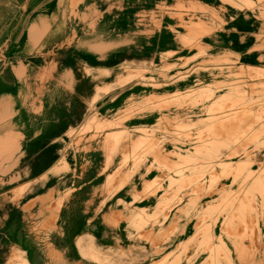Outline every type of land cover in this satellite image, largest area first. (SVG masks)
<instances>
[{"label": "rangeland", "instance_id": "obj_1", "mask_svg": "<svg viewBox=\"0 0 264 264\" xmlns=\"http://www.w3.org/2000/svg\"><path fill=\"white\" fill-rule=\"evenodd\" d=\"M54 1L0 0V164L5 162L3 152L6 146L17 145L22 139L26 140L23 146L30 145L32 149L30 158L22 161L19 167L23 163H30L31 157H37V147L45 138L37 137L35 141L29 139L36 133H42L46 123L61 122L65 128L62 132L65 134L55 142L59 146V153L56 154L58 159L50 167L46 164L32 179L8 185L0 183V207L19 200L26 202L36 193L47 189L51 202H56L63 208L75 180L74 167L78 166L70 162L69 151L66 150L73 143V138L76 134L87 133H95L100 137L105 133L107 121L120 119L121 126L108 130L107 139H115L117 142L116 138L133 134L135 142L123 152H115L107 145L102 148V138L92 143L86 142L88 144L84 143L80 147H85L82 151L85 154L82 162L88 160L93 163L96 156H100L102 163L110 162L112 166L101 177H92L93 173L82 172L84 177H81L77 188H82L77 196L80 204L77 209L85 203L81 202L82 198L95 199L104 196L108 200L118 196L120 192L127 191L131 194L128 200L131 199L129 202L133 206L128 203L126 209L128 215L131 206L133 208L135 225L131 227L136 232L150 227L159 241L154 247L145 250L142 240L136 236L133 248H138L140 252L134 253L131 260L127 257L125 264H174L177 260L178 264H203L209 251L216 257L217 264H234L238 256L236 248L243 249V253L247 254L251 249L245 245L251 238L256 247L264 250V223L259 221L264 220V169L252 164L254 169L251 168V171L254 174L251 175L248 170L238 168L240 164L254 160L256 154L252 147H247L248 154L243 158L229 156L233 149L241 150L246 141L255 139L258 132L264 129V121L257 126L250 124L252 119L246 123L228 124L226 119L232 103L229 99L214 113L222 112L226 117L223 124L214 123L216 132L211 133L207 128L200 129L205 124L196 126V122H201L207 115L203 109L196 115L197 97L196 94H191L207 84L214 85L229 79L239 86L238 96L252 94L254 99L262 100L255 92L250 93L249 84L259 80L255 75L260 67L258 61L264 60V37L254 39L249 46L254 51L252 54L256 61L238 65L239 61L235 59L241 56L240 52L223 47L211 48L196 41V13L201 10L196 7L200 6L204 8L203 11L210 13L212 8H228V1L218 0V4L212 6L200 0H177L173 5L174 0H162L172 7L163 9L152 5L147 6L145 12L137 14L125 12L128 3L124 0H96L98 7L95 8L91 6L92 0H58V9L51 7ZM239 2L240 10H264V0ZM67 3L69 6H66ZM165 11H172L170 13L176 17H185L184 22L195 21V32L184 35L183 31L182 34L175 31L176 36H159L160 29H167L162 21ZM118 15L124 19L117 28H109L111 25L102 26V22L112 20ZM204 15L207 18L210 16ZM127 16L129 21L137 25L129 24L125 19ZM80 17H86L88 21H83ZM144 23L150 32L147 39L156 43L149 58L118 64L116 71L110 70L98 77L96 81L102 80L99 85L89 87L86 91L77 89L76 82H82L94 70L104 71L101 69L103 65L94 67L88 64L89 68L81 66L86 59H91L92 64L96 63L94 54L89 53L87 48L101 44L106 46L114 41L115 35H119L121 39H138L140 43L144 42L140 33L144 29ZM51 34L54 36L49 38ZM47 40H51L50 44H46ZM173 47L174 50L165 52ZM231 64L237 65L230 70ZM18 67L23 68L22 75L25 79L16 72ZM64 72L72 73L73 78L65 83L56 82L55 79ZM168 80H180L181 86L171 89V86L165 87V92L156 94L141 90V86L155 88L154 86ZM130 84L136 86L132 87ZM127 86L128 89L125 88ZM75 89L79 98L77 102L82 106L77 110L80 118L65 120V103H59L55 108L50 107L47 93L54 92L69 98ZM228 91L230 90L227 88H221L214 99L203 101L199 105H209L216 98L220 100L223 94L225 98H229ZM175 100L177 101L172 103ZM98 102L107 107L99 109ZM73 104L69 100L68 107ZM149 107L153 108L147 109ZM151 113L154 118L162 117L160 122L164 126L156 122L152 126L141 122ZM188 115H191L190 118ZM36 125L40 126L39 129H36ZM185 125L189 126L184 127ZM67 128L68 133L72 134L67 133ZM70 129L74 131L71 132ZM245 129L256 133L244 132ZM113 134H117L116 137ZM214 140L219 143L217 152L206 154L212 155V158L200 157L202 155L197 148L202 144L211 146ZM179 145L182 146L181 149H177ZM172 147L176 151H170ZM153 149L158 150L163 158L153 157ZM60 151L63 157L60 156ZM14 154L15 157L18 156V152ZM87 155L93 157L87 158ZM61 164H66V167L60 166ZM1 177L4 179L0 173V179ZM211 185L213 190L208 192ZM147 195L157 198L147 211L142 210L144 219H140L134 215L140 212L134 210V203ZM208 196H213L214 199L203 207ZM118 201L120 202L114 203L117 206L125 202L122 197ZM185 202L188 206H182ZM155 205L157 206L154 207ZM127 215L124 212V216ZM37 221H32V224L42 225ZM189 224L191 225L186 230ZM64 226L61 228L63 234L66 233ZM81 226L82 223L76 221L70 228ZM145 232L148 234V230ZM54 233L56 234L55 231ZM219 233L223 238L220 246L217 237ZM11 235L1 246L14 247L16 254L13 256L10 253L11 260L6 261L0 255V264H9L11 262L7 261L14 259L15 264H21L20 257L31 260L32 255L33 260L34 256L37 258L38 255L32 249L23 245L26 243L25 238L21 242H12ZM13 235H18V231L15 230ZM259 238H263L262 241H257ZM236 243H240L242 248ZM45 257L48 259L47 255ZM75 257L81 260L79 254ZM93 260L88 263H115L109 253L100 255L98 261Z\"/></svg>", "mask_w": 264, "mask_h": 264}, {"label": "bare ground", "instance_id": "obj_2", "mask_svg": "<svg viewBox=\"0 0 264 264\" xmlns=\"http://www.w3.org/2000/svg\"><path fill=\"white\" fill-rule=\"evenodd\" d=\"M129 1V0H128ZM132 1V0H131ZM202 3L215 6L218 4V0H200ZM226 3H229V7L225 9H210L211 12L207 13L204 8L196 7L198 12L196 13V41L201 43L203 42L204 45H207L211 48H228L234 49L237 52H240L241 56L236 58L239 64L250 63L252 61H256L252 52L250 50V44L254 39H260L264 37V10L259 9H247L243 8L240 10L239 0H222ZM248 2V0H246ZM55 0L51 7L58 9L56 6ZM130 2V1H129ZM239 2V3H238ZM245 2V1H244ZM61 6H62V2ZM69 3V2H68ZM66 4V6L69 4ZM132 3L131 6H140L145 3V0H137L136 2ZM252 3V2H251ZM91 6L93 8L98 7L97 1L92 0ZM130 5L127 4L126 10ZM156 7H161L163 9H170L172 7H167L165 3L157 4ZM225 10V12H223ZM57 12V11H53ZM172 11H165L163 14L162 21L166 24L165 31L160 29L158 31L159 36H176L178 33L182 34L183 31L184 35H191L194 31L193 23H188L187 21L184 22L185 17L174 15L170 13ZM204 14H210L208 18ZM83 21H88L86 17H80ZM219 18V19H218ZM124 18L121 15L115 16L114 19L108 20L107 23H103V26H110L109 28H117V25L122 24ZM128 20V23H135L129 21L128 16L125 18ZM175 20V21H174ZM160 21V20H159ZM140 22H138L139 24ZM174 23V24H173ZM137 25V23H135ZM189 24V25H188ZM144 28L140 30L142 34L141 37H144V42H139L138 39H121L119 35H115L114 41L107 44L106 46L101 44L97 47L87 48L89 53L94 54V60L96 61L95 64H92L91 59H86L81 66L83 68H89L90 65L97 67V65H103L100 69L94 70L93 74L90 76H85L83 81H79L75 83L77 89L81 90H88L89 87L99 85L102 80H98L101 74L105 72H109L110 70H117L118 64L122 65L123 63L127 62L128 60H145L152 55V50L155 47V42L149 41L147 38L149 37V30L144 23L142 25ZM158 28V27H157ZM209 31V32H207ZM207 32V33H206ZM106 35L105 32L102 33ZM147 35V36H146ZM54 36L51 34L48 36L49 38ZM38 41V40H36ZM51 40H47L46 44H50ZM170 42V41H169ZM166 42V43H169ZM173 42V41H172ZM199 45V44H197ZM176 49V48H175ZM172 49H167L165 52H168ZM181 50V48H179ZM260 67L256 71V77H259V80L256 83L249 84L251 88V92H255L258 97H262V100L254 99L252 94H244L241 97L237 95V91H239V86L233 83L231 80L227 79L226 82H218L217 84H207L201 89H196V92L191 94H196V115L201 112V109L206 113L207 117L203 118L201 122H196V126L204 125L202 128H207L210 132L215 133L216 128L214 123L223 124L224 120L226 119L225 115L219 113L214 114L215 111L219 110L220 107L222 108L223 103L225 100H230L229 105V113L226 119L228 124L231 123H246L250 119V124L255 126L263 123L264 121V60H259ZM237 64H231L232 66L229 67L230 70L234 69V66ZM88 65V66H86ZM75 65V67H77ZM86 66V67H85ZM16 69L17 73L23 74V68L18 67ZM207 68H202L205 70ZM20 70V71H19ZM208 73V72H207ZM206 73V74H207ZM207 75H210L208 73ZM22 78L25 77L22 75ZM73 75L70 72L61 73L59 77H57L56 82L65 83L68 79H72ZM197 80V79H196ZM132 87L136 86V84H130ZM144 85V84H143ZM171 88H178L181 86L180 80H168L164 81L163 84L158 86H154L155 88H151L152 86L144 85L141 86L143 91L148 94H156V93H163L165 92V87ZM163 87V88H162ZM128 89V86L125 87ZM221 88H227L229 98H225L224 94L222 95L223 98L220 100H214L209 105H202L199 103L203 101H209L215 98L216 93L220 91ZM67 89V88H66ZM77 89L73 91L69 98L65 96H61L57 93H47L48 104L50 107L55 108L59 103H65L64 108H66V112L64 113V119H79L80 115L77 110H80L82 106H80L77 102L78 93ZM174 93V92H173ZM145 94V93H142ZM240 97V98H239ZM69 100L74 102L73 106H69ZM177 100L173 101L172 103L176 102ZM99 103V102H98ZM100 104V103H99ZM103 107H107L105 104H100L98 107L99 109H103ZM153 107H149L147 109H152ZM115 109L112 108V110ZM146 109V110H147ZM178 109V108H177ZM175 111V110H174ZM178 114V112H175ZM158 115V114H157ZM190 118L191 115H188ZM155 116L153 113L146 115L141 122H146L144 125H155V122L160 125L164 126L160 122V118H154ZM61 118V117H60ZM118 120H109L105 123L106 130L105 133L97 137L95 133L90 134H79L72 139L73 143L71 144L70 148L68 147L66 150L69 151L68 159L72 164L78 165L74 167L73 174L75 175V180L72 183V190L69 195H67V203L62 208L51 202V197L49 191L42 190L40 193H36L32 196L30 200L26 202H21L20 200L14 202L12 204H8L5 207H0V247L3 242H7L6 239L10 237L13 239L12 242L15 240L21 242L24 239L26 242L23 244L24 246H28L32 249L37 256H34V260L31 257V260H28L27 257H20L21 264H90L88 263L89 260L98 261V257L104 253H109L113 256V260L115 261L114 264H125L126 259L128 257L131 260L134 256V253L138 254V248H133L134 238L138 236L139 239L142 240V247L146 250L148 247H154L157 245L158 241L156 235H154L152 228L147 227V230L143 231L141 229L140 232H136L131 225H135L134 216H133V203L129 202L131 199V194L129 192H120L118 196L114 197L113 199H104L103 197L99 196L95 199H90L89 197L82 198L81 202L84 201V204H81V208H78L79 204V197H77L82 191V188H78L80 185L81 177H84L83 173L85 174H92L93 176L101 177L104 176L108 169L112 166L111 163L105 162L102 163L100 156H96V160L93 163L90 161L82 162L84 159L85 154L82 153L83 149L80 147L88 142L92 143L94 140L101 139L103 142L101 143L102 148H106L107 146L112 147L113 151L115 152H123L126 148L131 146L135 141L133 134H127L123 137L115 139H107L108 130L115 129L120 127L119 125L121 122ZM124 119H121L123 121ZM116 122V124H115ZM131 123V122H130ZM44 125V124H43ZM42 125V126H43ZM60 126V127H59ZM189 125H185L184 127H188ZM36 129H39V125L35 126ZM42 133H36L29 139V141H35L37 137L45 138L42 141L36 150L37 157H31L32 160L30 163H23L20 167L19 164L22 161H27L30 158V152L32 146L28 145L24 147L23 145L26 143V140L22 139L19 143L7 145L5 148L4 160L5 162L0 164V173L3 177L0 179V183L8 185L11 183H15L18 181H24L25 179H32L41 172V169L46 167H50L57 159L56 154L59 153L58 145L55 142L60 139L63 134V130L65 129L61 122H57L54 124L46 123L43 126ZM62 127V128H61ZM69 128H67L68 133ZM73 132V129H70ZM244 132H253L250 129H245ZM69 135L72 133H68ZM117 134H113V137H116ZM28 140V139H27ZM86 143V144H88ZM84 146V145H83ZM219 143L217 141H213L211 146L201 145L197 148V151L202 155L200 157H209L212 158V155H206L207 153L217 152ZM247 147H252L253 152L256 154L254 160L251 162L247 161L239 165V169H246L249 171L251 175L254 173L251 171L252 164L256 165L255 167L263 168L264 169V129H261L257 137L255 139H251L250 141H246L244 143L243 149L239 150L237 148L233 149L232 152L229 154L231 158L241 157L243 158L245 155L248 154ZM182 146H178L177 149H181ZM156 149V148H155ZM153 149L151 151L153 153V157H162L163 155L158 153V150ZM23 150V151H21ZM170 151H176L175 147H172ZM18 156L15 157L14 153ZM65 150H63V155ZM60 151V156L63 157ZM204 154V155H203ZM93 157L91 155H87V158ZM261 157V160L259 159ZM226 163V162H225ZM60 166H65L66 164H61ZM254 169V168H252ZM83 172V173H82ZM230 179H228L229 182ZM226 181L225 185H228ZM45 183V182H44ZM43 185V183L41 184ZM211 185L208 189V192H211L212 189ZM2 189V188H0ZM85 189V188H84ZM87 189V187H86ZM88 190V189H87ZM125 201L123 205L117 206L119 203L120 198ZM157 197L153 195H147L141 198L139 201L134 203L136 211H140L139 213L136 212L134 215L140 219H144L143 209L147 211L149 206L143 207L146 204L154 201ZM214 199L213 196H208L205 199V203H203V207L206 203L211 202ZM127 202V203H126ZM161 202V201H160ZM128 203H132L130 213L127 215L126 209L128 208ZM179 205V204H177ZM186 202L184 205L185 206ZM155 205L154 207H156ZM188 206V204L186 205ZM153 207V206H152ZM124 212L127 217L124 216ZM41 222L42 225L32 224V221ZM80 221L82 226L80 228H70L73 222ZM259 221L263 224L264 220L259 219ZM65 225V226H64ZM191 224L186 227V230L189 228ZM64 226L66 233H61V228ZM18 231V235H13L14 231ZM185 230V231H186ZM20 231V232H19ZM56 232V234L54 233ZM22 234V235H20ZM154 236V237H153ZM218 237V244L219 246L223 242L222 234L219 233ZM16 238V239H15ZM137 238V239H138ZM30 239V240H29ZM61 239L66 240L63 241ZM148 239V241H143ZM263 238H259L257 241H262ZM29 240V242H27ZM264 241V239H263ZM238 246H241L240 243H236ZM218 246V247H219ZM247 248H250L248 253H243V249L238 250L237 260L235 258L234 264H264V250H261L260 247H256L254 241L251 240L248 242L246 241ZM3 250H0V255L3 257V260H11L10 253L13 256L16 254L14 247H3ZM109 248V249H107ZM216 251V248H215ZM63 252V253H62ZM219 252V251H216ZM78 254L81 256V260L76 259V255ZM48 256V259L45 257ZM206 260L203 264H217L216 257L212 256V251L207 252ZM31 261V262H29ZM11 262L9 264H15L14 261H7ZM49 262V263H48ZM179 261H175L174 264H178Z\"/></svg>", "mask_w": 264, "mask_h": 264}, {"label": "crops", "instance_id": "obj_3", "mask_svg": "<svg viewBox=\"0 0 264 264\" xmlns=\"http://www.w3.org/2000/svg\"><path fill=\"white\" fill-rule=\"evenodd\" d=\"M126 3H128L130 6L128 7V9L125 11L126 13H129L131 14L132 12H134V14H137L139 12H145L146 11V7L149 6V7H152V5H155V8L157 4H160V3H163L165 1H162V0H145V3L143 5H140V6H134L132 7L130 2H136L137 0H124ZM177 1V0H174L172 5L174 4V2ZM196 1V0H195ZM166 6L167 7H170L171 5H168V3L166 2ZM160 8V7H158ZM103 23H107V22H102V26H103ZM103 27H107V24L106 26H103ZM153 201H151L150 203L146 204L145 206L143 207H146V206H149V205H152Z\"/></svg>", "mask_w": 264, "mask_h": 264}]
</instances>
